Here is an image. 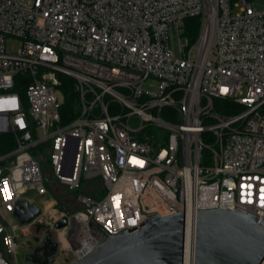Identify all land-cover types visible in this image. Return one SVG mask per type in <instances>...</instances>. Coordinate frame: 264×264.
Masks as SVG:
<instances>
[{"label":"built area","instance_id":"built-area-1","mask_svg":"<svg viewBox=\"0 0 264 264\" xmlns=\"http://www.w3.org/2000/svg\"><path fill=\"white\" fill-rule=\"evenodd\" d=\"M192 17L201 20L194 43L183 26ZM61 76L81 92L67 122ZM215 100L229 102L226 113ZM165 108L179 122L163 119ZM3 134L15 147L0 154V264H12L28 227L9 220L23 201L41 209L29 227L44 222L72 261L182 212L193 264L199 211L240 209L264 222V9L254 0H0ZM45 144L50 175L33 153ZM94 179L103 193L79 195V211L43 201L55 183L77 191Z\"/></svg>","mask_w":264,"mask_h":264},{"label":"water","instance_id":"water-1","mask_svg":"<svg viewBox=\"0 0 264 264\" xmlns=\"http://www.w3.org/2000/svg\"><path fill=\"white\" fill-rule=\"evenodd\" d=\"M30 134L23 139L29 143ZM73 163L75 152L69 157ZM6 170H0V177ZM41 209L27 201L20 202L14 216L22 226H29ZM66 218L57 224L61 228ZM196 238L193 264H264V222L237 209L206 210L196 214ZM32 227L40 228L36 223ZM186 216H153L136 232L111 236L81 260L69 264H185ZM36 248L26 251L25 260L34 264H52L60 255V246L48 234Z\"/></svg>","mask_w":264,"mask_h":264},{"label":"rangeland","instance_id":"rangeland-1","mask_svg":"<svg viewBox=\"0 0 264 264\" xmlns=\"http://www.w3.org/2000/svg\"><path fill=\"white\" fill-rule=\"evenodd\" d=\"M254 6L258 9H264V0H254ZM185 41L186 40L184 39L183 43H185ZM175 46L176 54L179 55L177 51V41H175ZM193 58H196V51L193 52ZM50 147V144H45L40 150H38L37 152L35 151V154H40L41 157H43L50 152ZM41 169L45 175H50L51 166L49 156L46 157L45 161L41 162ZM102 186V182L97 179L88 181L86 180L82 184L79 192H77V194H74L67 188L61 187L57 183H55V187L49 190V195L47 196L48 198L43 201L56 200L59 203V206L63 209H65V206H63V204L66 203L69 204L66 207V209H68L69 211L78 210L80 209L79 206H81L77 200L78 195H92L94 197H100L103 193ZM26 197L33 198L37 203H41V198L33 193H28ZM9 220L13 223L18 221L14 215L9 216ZM5 225L9 229V231H11V228L7 222H5ZM16 243L18 244L19 249L14 256H10V261L12 262V264H24L25 252L33 246L31 227H26L22 232L18 234ZM71 261L72 260L70 258L61 254L53 264H69Z\"/></svg>","mask_w":264,"mask_h":264},{"label":"trees","instance_id":"trees-1","mask_svg":"<svg viewBox=\"0 0 264 264\" xmlns=\"http://www.w3.org/2000/svg\"><path fill=\"white\" fill-rule=\"evenodd\" d=\"M184 34L185 36H187L189 38V40L194 43L199 35V29L201 26V20L198 17H192V18H188L184 21ZM61 98L63 101V106H62V115L65 118L64 122H67L66 119H73L79 112L80 110V96H81V92L80 89L77 85V83L68 76H61ZM29 80H26L25 83H28ZM215 105H216V109L221 112V113H226L225 109L227 106H229V102L228 101H224V100H215ZM161 116L163 117V119H165L166 121L172 122V123H177L179 122V114L177 112V110L175 109H171V108H165L162 110L161 112ZM155 133L152 132V135H154ZM142 139H145L144 137H141ZM149 143H151V145H153L154 147H158V143L156 142V138H154L153 136L151 138H149ZM15 147V140L12 134H3L0 135V154H5L8 153L10 151H12ZM43 147V145L39 146L37 149H35L33 151V153H35V151L37 152L38 150H40ZM49 153L46 154L45 156H43L42 158L46 159V157H48ZM52 188H54L53 186L49 187V190H51ZM80 190V189H79ZM79 190L77 191H71L74 194H77V192H79ZM79 196V195H78ZM69 204H63V206H65V210L69 211L68 209H66V207ZM79 206V205H78ZM80 209L78 210H74V211H69V212H76L82 209V206H79Z\"/></svg>","mask_w":264,"mask_h":264},{"label":"flooded vegetation","instance_id":"flooded-vegetation-1","mask_svg":"<svg viewBox=\"0 0 264 264\" xmlns=\"http://www.w3.org/2000/svg\"><path fill=\"white\" fill-rule=\"evenodd\" d=\"M41 225L40 228H36V227H31V230H32V243H33V246L31 248H29L27 251H32L36 248L37 244H36V241H40V244L45 240V238L48 236V234H53V236L55 237L54 233L52 231H50L46 224L44 222L42 223H38ZM56 239V237H55ZM26 253V252H25ZM60 256V255H59ZM58 256V257H59ZM57 260V259H56ZM55 260V261H56ZM54 261V262H55ZM53 262V263H54ZM52 263V264H53ZM24 264H34V263H31V262H27L25 260V257H24Z\"/></svg>","mask_w":264,"mask_h":264},{"label":"bare ground","instance_id":"bare-ground-1","mask_svg":"<svg viewBox=\"0 0 264 264\" xmlns=\"http://www.w3.org/2000/svg\"><path fill=\"white\" fill-rule=\"evenodd\" d=\"M185 264H192V263H189L188 261H186Z\"/></svg>","mask_w":264,"mask_h":264},{"label":"crops","instance_id":"crops-1","mask_svg":"<svg viewBox=\"0 0 264 264\" xmlns=\"http://www.w3.org/2000/svg\"><path fill=\"white\" fill-rule=\"evenodd\" d=\"M54 187H55V185H54Z\"/></svg>","mask_w":264,"mask_h":264}]
</instances>
